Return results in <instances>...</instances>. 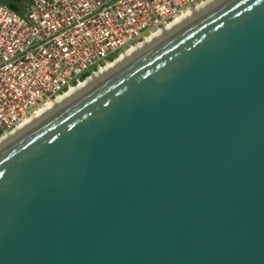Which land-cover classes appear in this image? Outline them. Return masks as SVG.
Here are the masks:
<instances>
[{
  "label": "water",
  "instance_id": "95a60500",
  "mask_svg": "<svg viewBox=\"0 0 264 264\" xmlns=\"http://www.w3.org/2000/svg\"><path fill=\"white\" fill-rule=\"evenodd\" d=\"M0 264H264V0L219 1L0 146Z\"/></svg>",
  "mask_w": 264,
  "mask_h": 264
},
{
  "label": "built area",
  "instance_id": "2783aa9c",
  "mask_svg": "<svg viewBox=\"0 0 264 264\" xmlns=\"http://www.w3.org/2000/svg\"><path fill=\"white\" fill-rule=\"evenodd\" d=\"M204 1L24 0L20 13L0 1V138Z\"/></svg>",
  "mask_w": 264,
  "mask_h": 264
},
{
  "label": "bare ground",
  "instance_id": "6f19581e",
  "mask_svg": "<svg viewBox=\"0 0 264 264\" xmlns=\"http://www.w3.org/2000/svg\"><path fill=\"white\" fill-rule=\"evenodd\" d=\"M221 0H206L203 3L196 6L192 9L188 14L181 15L173 19L168 25L164 26L162 29L158 30L155 33L150 34L145 39H143L140 43L136 44L132 48L120 54L114 62L106 63L104 66H101L97 71L91 74L84 82L77 84L76 86L68 89L63 94L54 98L49 104L35 112L29 119L23 121L18 127H16L11 132H8L4 136L0 138V146L5 144L14 138L18 133L24 131L27 127L31 126L36 121H39L47 114L53 112L58 106L62 105L65 101L69 100L71 97L77 95L81 91H84L92 84H94L97 79L103 77L104 75L111 72L113 69L118 67L120 64L126 62L127 60L133 58L138 53L149 47L151 44L164 37L166 34L170 33L176 27L181 26L189 19L195 17L198 13L211 8V6L215 5Z\"/></svg>",
  "mask_w": 264,
  "mask_h": 264
},
{
  "label": "trees",
  "instance_id": "16d2710c",
  "mask_svg": "<svg viewBox=\"0 0 264 264\" xmlns=\"http://www.w3.org/2000/svg\"><path fill=\"white\" fill-rule=\"evenodd\" d=\"M1 2H3L4 4H6L9 8H11L12 10H14L15 12L20 13L22 11V4L24 2V0H0ZM89 70L83 72L80 74L79 78L83 79L84 77H86L89 74Z\"/></svg>",
  "mask_w": 264,
  "mask_h": 264
},
{
  "label": "rangeland",
  "instance_id": "374dc122",
  "mask_svg": "<svg viewBox=\"0 0 264 264\" xmlns=\"http://www.w3.org/2000/svg\"><path fill=\"white\" fill-rule=\"evenodd\" d=\"M122 50V49H121ZM112 62H114V61H112ZM4 145V144H3Z\"/></svg>",
  "mask_w": 264,
  "mask_h": 264
}]
</instances>
